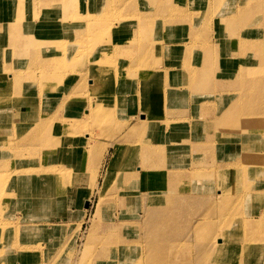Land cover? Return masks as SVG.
Segmentation results:
<instances>
[{
	"label": "rangeland",
	"instance_id": "374dc122",
	"mask_svg": "<svg viewBox=\"0 0 264 264\" xmlns=\"http://www.w3.org/2000/svg\"><path fill=\"white\" fill-rule=\"evenodd\" d=\"M22 1L23 4L27 6V9L20 10L18 13L23 14V17L15 21L6 20V16L11 15L6 11V6L1 4L0 1V26H3L0 27V82H12L10 86H13L9 87L6 86V83H3L5 85L4 87H8V89L4 95L0 96V108L5 107L3 110L6 109L4 111L0 109V264H39V262L48 264V254H50L49 256H53L57 252L48 251L54 240L53 238L69 241L73 235V230H76L77 224L80 222L82 206L85 202L83 198L86 194L88 185L91 183V173L102 160H104V164L101 169L102 175L100 177L99 186H102L109 173L110 181L106 189L105 197L106 202L109 203L105 204L106 207L103 208L104 212H101L99 219H101L100 222L102 223H107L109 218L111 220L117 219L119 220L118 223H122L123 225L120 227L117 226V233L115 229L108 230L104 227L98 238L103 237V235H110L116 238L117 234L118 237L122 239L117 240L116 238L118 244H120L118 248L121 249L124 247L125 242H128V244H136V246H134L135 252L130 253L128 257H122L119 251L118 253L117 251H111V253L107 252V254L113 258V264H118V259H121L122 264H150V260H155V258L162 259L160 264H179L177 259L178 256L182 257L185 255L183 258H187L186 256L191 257V253L189 254L185 251V249H189L190 246H185L184 249L181 250V244L175 247V250L178 247L177 251L166 252L167 242L170 243L171 238L166 236V230L168 228L165 227L164 214H157L159 212H164L166 209L167 204L163 201L164 196H162L166 194V190L168 194L173 191L178 196H188L190 199L188 200L189 202L192 201V197L201 195L205 197V200L221 197L218 203L206 206V211L209 213L201 218L207 225L204 229L205 237H214L213 239L215 241L216 239L219 241L224 238L222 230H220V235L216 234V237L215 234L212 235L213 224L221 222V227L223 228L224 223L229 221V217H226L224 212L232 213L236 215V217L231 222L234 228V236L233 239L231 238V242L234 243L235 240L239 241L241 246L247 248L249 245V250L245 254L243 252L240 259L242 264H264V262L262 263V261H264V199H261L260 202L251 200L255 198L252 197V188L259 185V187H261L260 189L264 190V104L260 103V99H264V83L258 85V83L254 81V78H251V83L257 88L254 94L255 102L253 106H251V109L248 107V102L236 101V111L248 108V112L244 111L241 118L248 124H250L251 121L255 123L253 130L250 132L244 131V128L248 125L240 126L241 130H243L240 132L242 137H248L251 133L253 134L251 138H248L251 139V141L254 139L255 142H249L247 139V141L242 143L244 146L245 144H248V146L255 144L257 153H253L252 156L248 154V149L243 150L244 146H242L243 149L241 150V146L235 144L234 136L238 137L239 131L234 129L227 130V125H223V128H225V130L223 129L224 131L221 129V126L218 125V120L221 116L217 117L216 114H209L204 117L200 114L203 109V104L198 108L194 106L197 104L199 97H193L192 92L189 104L187 100L183 99L174 104L169 103L168 106L159 105L158 108L151 111L154 116V120H152L153 123H148L144 126V123H142V120L138 117V109L134 107L135 104H139L140 111H142L140 87L142 86L144 93L145 88L143 84H140L137 89L138 100L132 98V95H129L128 98L118 97L111 103V108L106 109L104 106H106L107 97L114 94L115 87L121 86V82L119 81L124 74L131 75V77L126 78V84L122 87L126 89L132 87L130 89L132 90L133 80L136 79L135 81L137 82L138 80L141 81L140 78L136 76L138 72H149L153 68H157L161 71L166 65H169L167 64L168 59L166 58L168 47L166 44L168 42H173L175 39L168 40L167 33L179 29V26L170 28L166 34H163L155 27V25H157L156 18L165 16V20L171 17V19H167L168 21L175 19L174 16H176L177 13H175L174 10L169 11L167 5L169 4V0L159 1L157 5L152 3L151 0ZM186 2L185 0H174L173 3L174 6H179V4H181V6L186 5L190 9L193 8L194 4L191 1V3ZM150 11L154 12L151 15H154L155 18L147 16ZM225 12L226 10L223 7L218 10L217 13H214V16L225 14ZM33 13L36 15L35 18L30 17V15L33 16ZM97 16L104 19L103 23L113 26L112 28L106 26L110 30L109 33L112 32L114 35L121 36L122 39L129 44L125 53V64H127V67L123 68L125 64H115L116 74L113 77H106L100 74L103 72H100V68L97 67L98 62L94 65L95 59H93V57L101 56L102 53H105L106 50L111 48L110 46H113L110 43H107V46L103 42L104 40H110V38L107 37L109 33L104 36L100 30L93 28L82 37L81 33L74 31L70 25L67 24H73L75 20L79 23L80 19H85V21L88 22V19H90L91 22V19H95ZM140 16H144V21L149 19L148 22L145 23L156 22L145 30L144 27L139 26L141 22L137 17ZM121 19L123 21L120 22ZM102 20H93L92 23L101 22ZM10 23L18 24L20 28H17L18 30L11 27L9 28ZM205 23L208 25L213 23L211 27L207 25L205 30L203 29V33L209 34L215 24L211 22V20H206ZM131 26L133 27L131 28ZM197 27L198 25H196V28ZM196 28L194 30L197 32ZM36 30L38 31V38L41 41L43 40L44 43H49L53 46V57H50L48 49L41 43L36 46L35 50L31 49L24 52L23 49L22 52L18 53L19 51L16 52L14 49L19 48L18 46H20V43L16 44L18 40L12 39L13 37L17 35L25 37L26 33H31V35H28L31 41L34 39ZM78 31H80V28ZM131 31H133V34ZM135 31H137V34H135ZM158 32L163 35V39L160 41V52L157 49L158 44L152 45L150 39ZM193 32L194 31L190 33ZM42 33L45 37L42 36ZM145 34L148 37L146 43L144 42ZM77 38H80V40L78 39L77 42H74V39ZM221 38L222 41L226 40V38ZM59 42L62 43L60 46L63 49L61 55L57 52ZM232 44L235 45L234 41L231 43L228 42L226 46L219 47L216 52L217 55H220L222 59L221 56L225 55V51L228 50ZM12 46L13 48H11ZM37 53H40L43 57L53 58L52 60H55L53 69L48 70L45 68V70H38L39 68L37 65L34 69H26L28 63L24 64V61L28 60L30 56L33 58ZM158 56L159 58L157 59ZM22 64H24V66H22ZM97 70L99 72H97ZM243 71L244 73L247 72V67L242 68L240 71L237 83L246 79L242 77ZM20 72H23L22 75L14 80V76L16 74H21ZM221 88L223 89L224 86H221ZM67 97L77 99V103L79 104L77 111L81 110V119L83 121L76 129L78 137L74 138L70 143L76 144L78 147H87L91 153V159L85 155L82 149H77L75 153L77 159L73 158V155L70 157L66 152H62V157L58 158L54 164L50 165L55 167L52 171V175H55V177L52 181H49V184L53 187L46 188L48 197H45L38 191L39 188L31 187L23 183L22 178H24L25 172L24 170H20L21 163H23L22 168L25 170L32 171L36 169L37 176L40 178L48 174V171L42 172V169L47 167V165H44L48 162L46 160V154H48L52 148L50 134L57 130L65 129L70 124L69 120L64 118L61 121V125H59L57 123L58 120L55 119L57 111L60 110V102ZM110 100L113 101L112 98ZM88 101L89 103H87ZM209 106L210 105H207V107L204 108V112L207 113ZM236 111L224 117L226 118L225 122H229L226 123L229 124V127H232V123L236 120ZM146 114L147 120H149L148 114L150 113L146 112ZM136 115L139 120L137 119L135 132H132V129L127 125V121ZM11 118L13 119L10 124ZM47 118L49 130H44V132H42L38 128L43 129L42 123ZM165 119L172 121V123L167 122ZM206 119L207 122H210L216 128L209 127V129L205 130V134H203L205 138L197 139L200 131L197 129L199 125L198 122H203V120ZM152 125L158 130L160 128L162 135H164L166 139L172 138L170 144H167L165 147H160L161 144L159 142L157 143V132L152 131ZM12 126L17 134L12 133ZM55 134L56 132L53 135L55 136ZM16 136L17 140L14 139L17 149L15 155L18 156V160H23L19 164V171H15V169L11 167L12 165L9 161L11 151L8 150V152L7 148L4 146ZM253 136L254 138L252 139ZM34 138L40 139L37 143L38 147L29 149L33 146L32 143ZM150 139L152 140L153 146L147 143ZM236 141L241 142V140ZM66 142H69V140H66ZM114 142L118 144L117 155L115 151L117 149L113 148ZM2 143L4 145H2ZM108 148L109 152L105 154ZM148 149L154 151L156 156L152 158L146 157V153L149 151ZM165 154H167L168 157ZM258 155L260 156L258 157ZM170 156L174 161L178 158L183 159V166L186 161L188 171L203 170L209 174V177H205L203 181L205 183L200 185H194L192 183H174L171 186L169 182V186L166 188L165 181L167 178L164 175L162 178L159 177L160 180L156 182L155 185H148L146 183L148 179L155 175H162L163 172L161 171L166 169H156L154 161L158 164H164L168 158L170 159ZM254 157L256 160H254ZM80 158L87 162L88 166L83 172V176L85 177L77 189L76 184H78L79 172L76 168L83 163V161L79 160ZM133 160L134 162L140 161V171L136 175V177L140 176V182L137 183L134 192L128 195L126 201L121 203L119 194L111 195L110 193L121 190L122 187L130 182L131 178H129V175L119 170L121 166L131 163ZM150 161H152L153 166L151 169L146 170L148 167L143 165ZM230 166H232L231 170L229 169ZM112 169L114 170L112 171ZM154 171L159 174L154 173ZM232 171L237 175H235L236 177L232 176ZM253 172H258V177L253 182H248L246 178ZM26 173L28 174V171H26ZM164 173L166 174L167 171ZM199 178L200 177H197L196 180L198 181ZM226 178H228L227 182L225 180ZM5 180H7L8 184L6 183V186L4 185L3 187L1 183ZM221 181H224V183L234 182L233 184L238 191L228 198L223 199L222 192L225 190V187H222L224 183L220 186ZM68 182L72 184H68ZM67 184L69 187L67 186L65 188L64 193L60 195L56 194V190L59 191ZM160 187L163 190H155ZM196 187H198V190ZM146 192H149L147 196L145 195ZM198 193L199 195H196ZM150 196H153L157 200L155 201L154 199L152 203H147ZM29 199H38V202L35 206H32L31 211L27 213L26 210L22 211L21 207L25 205L26 201ZM42 199L52 202L55 201L53 205L47 207L43 214L45 216L51 215L55 217L57 212H61L62 221L57 222L56 218L50 220V223H60L59 226L54 229L52 226L47 225L32 230L30 229V231L26 230L24 227L23 229L22 227L20 228L19 224L24 222L26 218L17 220L15 217L23 218L35 215L40 207L43 208L41 203ZM34 201L36 202V200ZM232 201L235 202L233 203ZM97 202L98 198L95 196L88 204V214L83 221L82 238L80 237L81 239H79V251L81 250V252L70 264H76L75 260L81 259L85 244L88 241H86V237L91 228L94 214H96L98 208ZM110 202L117 206L116 208L119 212H117L116 217L114 216L115 214H113L115 213V207L114 211L109 209L112 204ZM189 207H192L194 210L196 204H189ZM238 211H241V214L237 216ZM258 211L262 212L254 217ZM246 212L248 216H244L243 218L242 215H245ZM160 215L162 216L161 219L159 218ZM158 223L162 224L156 228H150L151 225L157 226ZM179 223L180 226L182 225V228L179 227L177 229L178 236L175 237L177 240H182L184 238L191 240V238H196L195 234L198 229L196 220H183L179 221ZM176 228L177 227H173V230H176ZM128 233H130V236L127 235ZM27 239H29V241ZM225 239L227 241L228 237H225ZM13 241H19V243L23 245L24 249L21 254L18 252L19 250L15 251V249L12 250L9 248ZM122 241H124V243ZM28 244L30 245L28 246ZM156 244L163 252L152 251L153 245ZM209 245L210 246L205 248V250H207L206 253H208V258H205L208 260L205 264H219L218 262L214 263V244L210 242ZM190 252H193L195 257H197L198 252L196 247L192 248ZM224 252L225 254L228 253L226 250ZM57 254H60V252L58 251ZM63 256L64 260L62 263L57 264H66V259L69 258L66 257L64 252ZM82 258L86 259V254L83 255ZM97 258L98 257H93L90 264H95ZM124 259H126L128 263L123 261ZM203 263L204 262H200V264Z\"/></svg>",
	"mask_w": 264,
	"mask_h": 264
},
{
	"label": "bare ground",
	"instance_id": "6f19581e",
	"mask_svg": "<svg viewBox=\"0 0 264 264\" xmlns=\"http://www.w3.org/2000/svg\"><path fill=\"white\" fill-rule=\"evenodd\" d=\"M0 1H1V4L6 6L5 7L6 11L11 15V16H6V20L15 21L16 19L23 17V14H19L18 12L20 10L27 9V6L23 4L22 0H0ZM151 1L152 3L157 5V2L162 1V0H151ZM185 1H187L186 3L192 2L194 4L193 8L190 9L186 5L181 6V4H179V6L178 5L174 6V3H173L174 0H169V4H167L169 11L174 10L175 13H177L176 16H174L175 19L168 21L167 19L169 17L168 18L166 17L167 19L165 20V16H162L160 18H156L157 22L155 21L157 24L155 25V27L159 31H161L163 34L164 33L166 34V32L170 28L174 26H179V29L174 30V31H169L167 33L168 40L175 39L173 42H168L166 44L168 46L167 51H166V58L168 59L167 64L169 65L168 66L166 65V67L162 69L161 71L158 70L157 68L152 67L153 69L149 72H144V73L138 72L139 74L137 73L136 76L139 77L141 81L138 80L137 82L135 81L136 79L133 80L132 90H130L132 87H129L127 89L122 87L123 85L126 84V78L131 77V75L124 74V76H121V79L119 81L121 82V86L115 87L114 94L107 97L106 106L104 107H106V109L111 108V103L114 102L118 97L128 98L129 95H132V98L138 100L137 99V89L139 88L140 84H143L145 88L144 96L146 97L145 98L142 97V104H141L142 111H140L139 104L138 105L135 104L134 107L138 109V117L140 118V120H142L141 122L144 123V126H145L148 123H151V124L153 123L152 120H154V116H153V112L151 113L152 110H155L156 108H158L159 105L168 106L169 103L174 104L183 99L187 100V103L189 104L190 103L189 100L191 98V92H192L193 97H199V100H197V104L194 106L198 108L203 104V109L200 112L202 116L206 117L209 114H216L217 117L221 116L220 119L218 120V125L221 126L222 130L223 129L225 130V128H223V125H227L228 127L227 130L234 129L236 131H239L238 137L234 136V140H235L234 142L235 144H239L241 146L240 149L242 150L243 149L242 146H244L242 145V143L244 141H247L248 139L249 142H255V140L253 139L254 136L252 137L253 139L252 141L251 139H249L253 135L252 133L250 134V136L248 135L249 138L242 137L240 132L243 130H241L240 126L248 125L244 128V131L250 132L251 130H253V126L255 123L251 121L250 124H248L246 123L244 119L241 118V115L244 111L248 112V108L239 109L238 111H236V105H237L236 101H243L244 103L248 102V107L251 109V106H253L255 102L254 94L256 93V90H257V88L253 86V83H251V78L253 77L254 81H256L258 85H262L264 83V78H263V75H264V0H185ZM223 7L226 10L225 14L223 13L222 15L214 16V13H217V11L222 9ZM152 13L154 12L150 11V13H148L147 16L151 18L153 17L155 18L154 15L153 16L151 15ZM30 17L35 18L36 17L35 13H33V16L30 15ZM99 18L100 17L97 16L95 19H91V22H90V19H88L89 22L85 21V19H80L79 23L77 20H75L73 24L71 23H67V24H69L70 27L74 31L81 33L82 37L85 34H87L90 29H93V28L100 30L101 33L104 36H106V34L110 32V30L107 27L112 28L113 26L110 24L107 25L103 23L104 19L103 18L99 19ZM137 19L141 22L139 26L144 27L145 30L151 27V25H154L155 23L154 21H153L154 23H151V22L145 23V22H148L149 19L147 21H144L143 20L144 16L137 17ZM169 19H171V17ZM93 20L94 21L102 20V21L92 23ZM206 20H209V21L211 20V22H214L215 24L213 26V29L214 28L215 29L213 30L211 28L212 30L210 29L211 32L209 34L203 33V31L205 30V27H207L208 25L205 23ZM121 21L123 20L121 19L120 22ZM174 21H177V22H174ZM212 24H209L208 26L211 27ZM196 25H198L197 28H196ZM0 27H3V26H0ZM10 27L14 28L15 30L17 28H20V26L18 24L16 25L15 23H10L9 28ZM132 27L133 26H131V28ZM79 28H80V31H78ZM195 28L197 29V32L194 30ZM192 31L194 32L190 33ZM131 33L133 34V31H131ZM135 34H137V31H135ZM28 35H31V33L30 34L26 33L25 37H20L17 35L12 38V39L18 40L16 44L20 43V46H18L19 48H14L16 52L19 51L18 53H20L23 51V49H24V52L29 51L31 49L35 50L36 46L41 43L43 44V46H45L48 49L50 57H53L54 55L53 46L50 45L49 43H44L43 40L41 41L38 38L37 30L35 31V36L33 40L30 41ZM42 36L45 37L43 33H42ZM107 37H109L110 40H107V41L104 40L103 42L105 43V45H107V43H110L113 46H110L111 48L106 50L105 53H102L101 56L93 57V59H95L94 65L98 62L97 67L100 68V72H103L100 74H103L106 77H113L116 74L115 66L117 64H122V65L125 64V57H126L125 53H126V49L129 44L126 43L122 39L121 36L114 35V33L112 32L109 33ZM221 37L226 38V40L222 41ZM78 39L80 40V38L74 39V42L75 41L77 42ZM150 39L152 41L151 43L152 45L158 44L157 49L160 52V47H161L160 41L163 39V35L158 32L156 33L154 37ZM147 40H148V37L145 34L144 42L146 43ZM232 41H234L235 45L232 44V46L228 48V50L225 51L227 54L225 53V55H222L221 56L222 59H221L220 55H217L216 53L217 50L219 49V47L226 46L228 42L231 43ZM58 44L59 46L57 47V52L58 54L61 55L63 49L60 46V44L62 43L59 42ZM11 48H13V46ZM50 57H43L40 53H37L33 58L32 56L29 57V59L32 58L30 61H28L29 59L24 61V64L28 63L26 69H34V67L37 65V67L39 68L38 70H45V68H47L48 70H51L54 67L55 60H52L53 58H50ZM158 58L159 56L157 57V59ZM24 64H22V66H24ZM124 67H127V64H125L123 68ZM246 67H247V72L245 73L244 71L242 72V77L246 79L237 83L238 82L237 78L240 74V71L242 70V68H246ZM97 72L99 71L97 70ZM20 73L21 74H16L14 76V80H16L17 77L21 76L23 72H20ZM3 83H6V86L13 87V86H10L12 85V82H2V83L0 82V96L4 95L8 89V87H4L5 85ZM221 86H224V88L222 89ZM190 88L193 91H189ZM202 88L204 89L205 92L198 91V89L200 90ZM127 90H130V91L126 92ZM111 98L113 101L110 100ZM77 102H78L77 99H74L72 97H67L63 99V101L60 102V110L57 111V116L55 117V119L58 120L57 123L59 125H61V121L64 118L66 120L68 119L70 124L65 129L55 131L56 132L55 136L53 135L55 132L50 134V142L52 143V148L50 149V152L46 154V157H47L46 160L48 162L44 164V165H47L48 168L46 167L42 169V172L48 171V174L40 178L37 176L36 169L32 171L25 170L22 168L23 163H21L22 165H21L20 170L22 171L24 170L25 172V176L24 178H22L23 183L25 185H30L31 187L33 186L35 188L36 187L39 188L38 191L42 193V195L45 197H48L46 193V188L53 187L51 186V184H49V181H52L55 177V175H52L53 174L52 171L54 170L55 167L50 166V165L54 164V162L58 158L62 157V152H66V154H68L70 157H72L73 155V158L77 159L75 153L77 149H82L85 155L91 159V153L89 149H87V147H84V146L78 147L76 144L70 143V141L78 137L76 134V129L80 126V124L83 123L81 119V116H82L81 110L77 111L78 106H79ZM87 103H89V101ZM260 103L264 104V99H260ZM207 105H210V106L208 107V110L206 113L204 112V108H206ZM3 108L5 107L0 108L2 109L1 111L6 110V109L3 110ZM233 111H236L237 117L235 116L236 120L234 121V123H232V127H229V124H226L228 121L225 122L226 118L224 117L226 115L231 114ZM146 112L150 113L148 114L149 120H147ZM138 117L136 115L134 117H131L127 121V125L129 128L132 129L131 130L132 132H135V128H136L135 126L137 125ZM12 119L13 118L10 119V124L12 123L11 122ZM166 121L172 123V121H168V120ZM198 123L199 125L197 126V129H199L200 131L198 133L197 139L205 138L203 134H205V130L209 129V127L216 128L210 122H207V119L203 120V122L199 121ZM42 124H43L42 125L43 129L41 128H38V129L41 130L42 132H44V130L48 131L49 130L48 118L44 120ZM69 128H74V129H69ZM11 131L13 134H17L16 130L13 129V126L11 127ZM152 131L157 132V135H156L157 143L159 142L161 144L160 147L161 146L165 147L167 144H170V142L172 141L171 137L169 139H166V137L162 135L160 128L158 130L152 125ZM14 139L17 140V136L13 138L12 140L8 141V144L4 145L2 143V145H4L7 148V151L8 150L11 151L10 152L11 156L9 157V161L12 165L11 167H13L15 171H19V168H18L19 164L23 160L21 159L18 160L17 159L18 156L15 155L17 152V149H16V141ZM38 140L40 139L34 138L33 143H32L33 146H31L29 149L38 147L37 145ZM66 140H69V142H66ZM236 140H241V142L236 141ZM147 143L153 146L151 139ZM184 143H185V138H184ZM113 145H114L113 148L117 149L118 144L114 142ZM245 149H248V154H250V156H252L253 153H257V148H255V144L251 146H248V144H245L243 150ZM115 151L117 155L118 149ZM108 152H109V148L106 149L105 154H107ZM165 155L167 156V154ZM154 156H156V153L152 150H149L146 153V157L148 158H152ZM259 156L260 155H258V157ZM79 160L83 161L81 158ZM254 160H256L255 157H254ZM152 161H150L149 163H145L143 165V166L148 167V169L146 170H149L152 168L153 166ZM154 163H155L156 169H160V168H166V169L161 171L163 172L162 175L154 171V173H158L159 175H155L152 177L150 175L151 178L146 181L148 185H155L156 182H158L160 178H162V176L164 175L167 178L165 181L166 188H168L169 182L171 186L174 183H192L194 185L195 184L200 185V184L205 183L203 182L205 177H209V174L207 172H204L203 170H189L188 171L187 169L188 165L186 161L184 163L185 165L183 166L182 164L183 159L181 158H178L177 160L174 161L171 159V156H170V159L168 158V160L164 164H158L155 161ZM103 164H104V160L99 162L91 173V183L88 185L86 194L83 198L85 202L82 206L81 217L79 220L80 222L77 224L76 230L75 231L73 230V235L71 236L69 241L68 240L63 241L60 239L53 238L54 240L52 241V245L48 251H55V252L59 251L60 254H57V252L53 256H49L50 254H48V258H47L48 264L62 263V261L64 260L63 252L65 253L66 257L69 258V259H66V262H65L66 264H70V262H73L74 259L78 257L79 253L81 252V250L79 251V246H80L79 239L82 238L81 235L83 231V221L85 220V217L88 214V210H87L88 204L89 202L92 201L93 197L95 198V196H97L98 198V202H97L98 208L96 210V214H94V219L92 220L91 228L86 237V241L87 240L88 241L85 244L84 250L82 252V256L86 254V259L82 258L81 256V259L75 260L76 264H90L93 257H98L97 260L95 261V264H113L114 260L111 256L107 254V252L111 253V251H117L118 253L119 251V254H121L122 257H128L130 253L135 252L134 246H136V244H128V242H125L124 247L122 249L118 248V245L120 244H118L117 240L121 239V237H118L117 234H116L117 240L116 238L110 235H103V237L98 238V236L100 235L104 227H106L108 230L115 229L117 233L118 232L117 226L120 227L121 225H123L122 223L121 224L118 223L119 220L117 219L111 220L109 218L107 223L106 222L102 223L100 222L101 219H99L101 212L102 213L104 212L103 208L106 207L105 204L109 203V202H106V199H105L106 189L109 186V181H110L109 173L107 174L102 186H99L100 177L102 175L101 169L103 168ZM139 164H140L139 160L136 162H134L133 160L131 163L125 164L120 167L119 171L121 170L124 171L125 174L129 175V178H131V180L130 182H128L126 186L122 187L121 190H117L116 192H113L110 194L111 195L119 194V200L121 203L126 201V199L128 198V195L134 192V189L137 186V183L140 182V176L136 177V175L140 171ZM87 166H88V163L83 161V163L76 168V170L79 172L78 174L79 180L77 181L78 184H76L77 189L85 177L83 176V172L87 168ZM231 168L232 166L229 167L230 170ZM113 170L114 169H112V171ZM26 171H28V174L26 173ZM165 171H167L166 174L164 173ZM257 174L258 172H253L249 174V176H247L246 178L247 181L253 182L258 177ZM235 175L236 174H234L232 171V176L236 177L237 175L236 176ZM197 177H200L198 181L196 180ZM7 180L3 181L1 183V186L4 187L6 183L8 184ZM225 180L227 182L228 178H226ZM224 181H221L220 186L222 185V183H224ZM226 182L222 186V187H225V190L222 192L223 199L228 198L233 193L238 191L236 186L233 184L234 182H228V183ZM70 183L71 182H68V184ZM68 184L65 187L61 188L59 191L56 190V194L60 195L61 193H64L65 188L68 186ZM260 188L261 187H259V185H257L255 188H252L251 190L252 197H255V198H252L251 200H254V201L257 200V202H260L261 199H264V190ZM196 189L198 190V187H196ZM155 190L160 191L163 189L160 187L159 189H155ZM148 194L149 192L145 193L146 196ZM196 195H199V193ZM248 195H249V192H248ZM162 196H164L163 201L166 202L167 204L166 209L164 211L165 213L159 212L157 214H164L166 226L165 225L163 226L168 228L166 230L167 231L166 236L167 237L169 236L171 238L170 243L167 242L166 252L169 253V252L177 251L178 247L176 250H175V247L179 244H181V250H183L185 246H190L191 247V248L189 247L190 250L196 247V250L198 252L197 257H195L193 252H190L189 249H185L187 253L189 254L191 253V257L186 256L187 258H183L185 255L182 257L178 256L177 259L179 261V264H200V262H204L203 264H205V262L208 260V259L207 260L205 259V258H208V253H206L207 250H205V248L210 246L209 245L210 242L214 244L213 245L214 251H215L214 263L218 262L219 264H242L240 259L243 255V252L245 254L249 250V245L247 248L245 246H241L239 241L235 240L234 243L231 242V238L233 239V236H234L233 235L234 228L231 222L236 217V215L232 213L224 212V214H226V217L227 216L229 217L228 218L229 221L224 223L223 228L221 227V222L213 224L212 235L215 234V237H216V234L220 235V230H222L223 231L222 235L224 237L222 238L223 240L221 239L217 241L216 239L217 241L216 242L213 239L214 237H210V238L205 237L204 229L206 228L207 225L206 223H204V221H202L203 219L201 218L204 217V215L209 213L208 211H206V206L218 203L219 202L218 200H221V197L213 198L211 200H205V197L201 195V196L192 197L191 198L192 201L189 202L188 200L190 199L188 196L186 195L178 196L173 191H171L168 194L167 190H166V194ZM154 199L155 198L153 196H150L147 203H152ZM34 200H36V202ZM156 200L157 199H155V201ZM37 202H38V199H33V200L29 199L26 201L25 205L21 207L22 208L21 210L22 211L26 210L27 213H29L31 211V207L35 206ZM232 202L234 203L235 201H232ZM41 203H42L43 208L40 207L38 212L35 215L31 217H23V218L15 217V219L17 220L26 218L25 221L22 220L24 222H21V223L19 222L20 228L22 227L23 229L24 227L26 228V230L30 231V229L32 230L34 228L44 227L47 225L52 226L54 229L57 228V226H59L60 223L59 224L50 223V220H54L56 218L57 222L62 221L61 215H60L61 212H57V214H55V217L51 215L45 216L43 214L44 211L47 209V207L50 205H53L55 201L52 202V201H47L46 199H42ZM189 204H196L195 209L193 210L192 207H189ZM114 207H115V213L113 214H115L114 216L116 217L117 212H119L117 211V208H116L117 206L114 203H112L109 209L114 211ZM260 212L262 211L256 212V215L254 217H256L257 214H259ZM240 214H241V211H238L237 216ZM244 216H248V213L246 212L245 215H242L243 218ZM159 218L161 219L162 216L160 215ZM189 219L197 221L196 224L198 226V229L196 230V234H195L196 238L195 239L191 238V240L186 239V238L182 240H177L175 238L176 236H178L177 229L179 227L182 228L181 227L182 225L180 226L179 221H183V220L186 221ZM161 224L162 223H158L157 226L151 225L150 228L151 229L156 228ZM14 225H15V222H14ZM173 227H177L176 230H173ZM127 235L130 236V233H128ZM225 237H228L227 241ZM27 240L29 241V239ZM122 242L124 243V241ZM29 245L30 244H28V246ZM153 246L154 247L152 248V251L154 250V251L163 252L157 246V244ZM9 248L12 250L15 249V251L19 250L18 252L20 254L24 249L23 245L19 243V241H13L12 244H10ZM225 250L228 252L227 254H225L224 252ZM161 260L162 259H156V258L155 260L151 259L150 264H160ZM123 261L128 263L126 259H124ZM39 264H44V263L39 262ZM118 264H122L121 259H118Z\"/></svg>",
	"mask_w": 264,
	"mask_h": 264
},
{
	"label": "crops",
	"instance_id": "0c3cea01",
	"mask_svg": "<svg viewBox=\"0 0 264 264\" xmlns=\"http://www.w3.org/2000/svg\"><path fill=\"white\" fill-rule=\"evenodd\" d=\"M140 91H141V95H142V97H143V98H145L146 96H144V93H143V88H142V86L140 87ZM189 91H193V90L190 88V89H189ZM198 91L205 92L203 88H202V89H200V90L198 89ZM142 97H141V98H142ZM263 262H264V261H262V263H263Z\"/></svg>",
	"mask_w": 264,
	"mask_h": 264
}]
</instances>
